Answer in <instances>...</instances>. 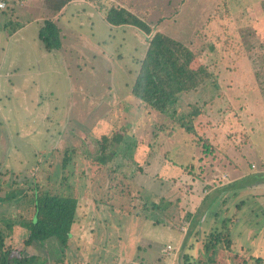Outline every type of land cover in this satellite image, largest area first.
Returning <instances> with one entry per match:
<instances>
[{
    "label": "rangeland",
    "instance_id": "obj_1",
    "mask_svg": "<svg viewBox=\"0 0 264 264\" xmlns=\"http://www.w3.org/2000/svg\"><path fill=\"white\" fill-rule=\"evenodd\" d=\"M25 1L0 11V197L15 194L0 202V223L11 257L264 264V0H72L50 15ZM97 3L189 46L210 78L170 112L150 108L131 94L148 36L110 25ZM43 18L60 29L58 49L38 37ZM192 105L188 133L177 118ZM35 184L77 198L66 249L25 244ZM225 217L230 247L206 253L204 234Z\"/></svg>",
    "mask_w": 264,
    "mask_h": 264
},
{
    "label": "trees",
    "instance_id": "obj_2",
    "mask_svg": "<svg viewBox=\"0 0 264 264\" xmlns=\"http://www.w3.org/2000/svg\"><path fill=\"white\" fill-rule=\"evenodd\" d=\"M69 1L71 0H44V3L47 8L59 11ZM103 4L97 3L98 9L103 11V17L110 25H131L148 36L144 56L131 86V94L141 102L160 113L170 112L182 95L197 89L210 78V72L204 65L193 67L196 54L189 46L158 30L154 31L142 18L122 6L110 4L106 7ZM38 36L46 50L60 47V29L53 21L46 20L40 27ZM199 114V108L192 105L189 113L177 118L179 126L188 133H194L193 118ZM102 138L101 144L106 145L107 137ZM104 145L101 146L102 150ZM37 188L38 185L35 184L33 215L24 222L28 228L25 244L48 243L66 249L71 237V227L76 219L77 198L68 194L38 191ZM14 198L15 194L10 193L0 197V202ZM155 206L156 203L151 204L152 208ZM226 221L230 223L232 218H223L220 227L215 226L204 234L202 247L206 253L216 248L219 242L230 247L231 234ZM7 222L6 228L10 226ZM5 236L0 223V264H47V259L33 255H20L13 259L11 248L5 244ZM186 255L184 253L183 256Z\"/></svg>",
    "mask_w": 264,
    "mask_h": 264
},
{
    "label": "crops",
    "instance_id": "obj_3",
    "mask_svg": "<svg viewBox=\"0 0 264 264\" xmlns=\"http://www.w3.org/2000/svg\"><path fill=\"white\" fill-rule=\"evenodd\" d=\"M25 2H29V7L30 6H34V5H37V6H39L40 7V10H44V11H46L47 13H49V15L52 13V14H54V13H57V12H60V11H62V9L64 10V8H65V6L68 4V3H70V2H73L72 0L71 1H69L68 3H66L59 11H54V10H51V9H49V8H47V6L45 5V3H44V0H26ZM12 8V7H11ZM0 11H5L4 9L3 10H0ZM54 12V13H53ZM46 13V14H47ZM16 15L15 16H17L18 17V15H17V12L15 13ZM43 15V14H42ZM13 16V15H12ZM57 19V18H56ZM46 20H50V19H48V18H43L42 19V21L40 22V26H39V28H38V33H39V29H40V27L41 26H43V24H44V22L46 21ZM51 21H53V20H51ZM39 37V36H38ZM43 44V43H42ZM44 47V46H43ZM45 49V48H44Z\"/></svg>",
    "mask_w": 264,
    "mask_h": 264
},
{
    "label": "built area",
    "instance_id": "obj_4",
    "mask_svg": "<svg viewBox=\"0 0 264 264\" xmlns=\"http://www.w3.org/2000/svg\"><path fill=\"white\" fill-rule=\"evenodd\" d=\"M25 0H0V10H3L7 7V2H12V3H22L24 2ZM186 223V222H184ZM187 224V223H186ZM185 227L186 226H183V230L185 231ZM167 248H170V246L168 245Z\"/></svg>",
    "mask_w": 264,
    "mask_h": 264
}]
</instances>
